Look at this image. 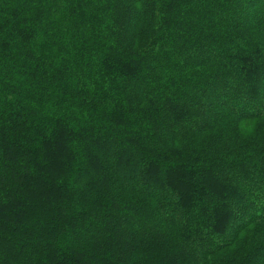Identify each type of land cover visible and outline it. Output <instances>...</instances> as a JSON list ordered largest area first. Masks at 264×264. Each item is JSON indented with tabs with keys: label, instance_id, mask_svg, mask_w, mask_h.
<instances>
[{
	"label": "trees",
	"instance_id": "trees-1",
	"mask_svg": "<svg viewBox=\"0 0 264 264\" xmlns=\"http://www.w3.org/2000/svg\"><path fill=\"white\" fill-rule=\"evenodd\" d=\"M0 264H264V0H0Z\"/></svg>",
	"mask_w": 264,
	"mask_h": 264
},
{
	"label": "rangeland",
	"instance_id": "rangeland-1",
	"mask_svg": "<svg viewBox=\"0 0 264 264\" xmlns=\"http://www.w3.org/2000/svg\"><path fill=\"white\" fill-rule=\"evenodd\" d=\"M209 88V87H208ZM227 97H229V96H227ZM227 97H225V98H227ZM214 99V98H213ZM215 99H217V98H215ZM215 99H214V101H212L213 103H215L216 101H215ZM219 101V100H218ZM234 201H236V200H234ZM233 203H235V202H233ZM235 205V204H234Z\"/></svg>",
	"mask_w": 264,
	"mask_h": 264
}]
</instances>
